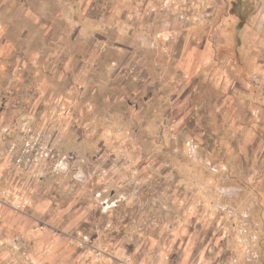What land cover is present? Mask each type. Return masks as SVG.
Segmentation results:
<instances>
[{"label":"rangeland","instance_id":"obj_1","mask_svg":"<svg viewBox=\"0 0 264 264\" xmlns=\"http://www.w3.org/2000/svg\"><path fill=\"white\" fill-rule=\"evenodd\" d=\"M85 1L0 0V264H48L97 228L136 250L144 227L167 249L197 235L214 264H264L256 0L187 2L174 41L124 48L92 24L114 0Z\"/></svg>","mask_w":264,"mask_h":264},{"label":"crops","instance_id":"obj_2","mask_svg":"<svg viewBox=\"0 0 264 264\" xmlns=\"http://www.w3.org/2000/svg\"><path fill=\"white\" fill-rule=\"evenodd\" d=\"M86 1L87 5L92 0ZM193 1L196 0L109 1V7L106 8V11L102 7H97L103 13L93 12L95 18H92V24L101 27L109 21V36L112 35V37H109V42H117L118 47H121L118 42L124 40L133 41L136 39L140 42L174 41L178 25L174 21L176 10L185 8L189 5L187 2L191 3ZM194 3L192 7L195 11L209 13L210 10L206 7V2L198 3L196 1ZM238 4V2L234 3L236 6L235 13L240 10L237 7ZM83 5V2H81L82 8H84ZM219 7L223 8L221 5ZM252 9L253 16L245 28V30L248 29L249 38L247 40L251 41L252 44H249L247 48L245 45L246 49L243 52L250 51V68L247 71L256 73L259 70L262 73L264 72V49L262 48L264 34L263 36L260 35V33H263L260 32V25L264 24L263 0H256ZM239 14L240 19H242L241 13ZM240 19L233 20V22L240 21ZM228 20L230 22L229 18ZM237 37H240L239 40L242 38L240 34ZM121 48H124V46L122 45ZM239 65L244 66L242 56L239 58ZM255 108L252 109V114L256 115V119H258V116L264 118V98L260 102L259 100L255 102ZM1 125L2 119L0 118V129ZM144 228L145 230L143 229L144 231L139 237L136 250L129 248L128 238H131L129 232L125 233L119 243L117 240H109L108 248L107 243L104 244L99 241L100 229L97 228L98 234L93 235L94 238L90 245L83 247L81 243H75V246L66 243V250H58L59 252L56 253L57 257L50 259L48 264H214L212 262L214 260L213 257L210 259L205 257L202 242L197 246V242H200L197 235H189L186 238V242L178 248L174 246L173 249L171 247L167 249L168 243L166 241L162 242L159 238L160 230H157L156 227ZM47 250L51 251L50 246H48ZM52 253L54 252L52 251ZM193 256L194 258H192Z\"/></svg>","mask_w":264,"mask_h":264}]
</instances>
